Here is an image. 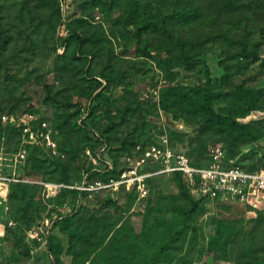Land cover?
Here are the masks:
<instances>
[{
	"label": "rangeland",
	"instance_id": "374dc122",
	"mask_svg": "<svg viewBox=\"0 0 264 264\" xmlns=\"http://www.w3.org/2000/svg\"><path fill=\"white\" fill-rule=\"evenodd\" d=\"M128 1L0 0V151L9 157L3 161L14 165L20 149L15 150L14 127L19 130L23 119L33 114L35 123L49 121L57 141L56 150L44 143L27 146L26 169L35 180L60 178V160L77 182L87 176L102 179L110 165L118 171L137 165L150 169L157 164L139 165V160L153 146L184 149L203 161L221 154L227 162L257 163L264 170V136L234 148L218 131L199 134L202 114L162 107L166 87H204L209 76L221 79L230 71L228 82L217 89L240 91L243 85L248 103L262 105L237 119L246 123L264 118V0H137V22L130 17ZM164 17L176 39L161 24ZM147 19L150 27L140 37L138 27ZM226 104L220 101L215 107ZM129 105L137 109L120 118ZM113 117L117 122L112 128ZM60 119L77 124L73 152L65 147ZM189 188L194 198L200 197ZM11 192V187L0 186V264H19L33 254L42 261L41 252H33L42 244L48 246L50 233L60 236L68 248L69 235L55 222L70 213H108L116 230L106 242L115 245L147 234L153 242L168 240L183 227L191 208L174 174L150 177L143 193L126 188L114 195L88 192L69 196L62 205L51 202L55 194L39 187L29 206L36 215L30 228L35 227L39 236L30 237L24 225L17 238L7 230L15 227L11 219L23 221L25 202ZM201 206L190 220L193 229L177 240L160 264H234L212 259L208 245L218 220L249 225L264 210V193L253 202L203 198ZM45 218L51 222L41 223ZM63 259L71 263L72 255L65 252Z\"/></svg>",
	"mask_w": 264,
	"mask_h": 264
},
{
	"label": "trees",
	"instance_id": "16d2710c",
	"mask_svg": "<svg viewBox=\"0 0 264 264\" xmlns=\"http://www.w3.org/2000/svg\"><path fill=\"white\" fill-rule=\"evenodd\" d=\"M128 4L130 17L133 22H137L141 17L139 1L130 0ZM150 22L151 20L147 19L138 27L137 33L140 37H142L145 30L150 27ZM161 24L169 31L171 38L176 39V36L172 34L167 25V18L164 17L161 20ZM182 51L185 53L183 49ZM181 58H183L182 53ZM230 77V71H226L221 79L209 76L208 83L204 87H190L185 85H172L166 87L162 93V107L175 113L181 110L186 114H202L204 119L201 123L199 134L202 135L207 131L213 130L218 131L223 135V140L231 147L235 148L243 144L254 142L264 136V118L242 123L237 117L247 113L253 108H262V105L257 103L252 105V103H248L242 91L243 85L240 86L242 87L240 91H237L236 88L218 90V85L225 84ZM220 101H225L227 104L217 109L215 104ZM177 106H179L178 110ZM136 109V106H127L120 115V118H126L129 110L135 111ZM111 120V126L113 128L117 121L114 117ZM58 127L65 136V142L67 144L65 147L73 152L76 130H78L77 124L72 123L68 119H60ZM14 130L18 136L15 150H18L22 143L23 133L21 129L18 130L16 127H14ZM6 138L9 144L13 136L10 134ZM35 146L39 147L41 145L36 144ZM179 150L185 151L195 164L205 165L211 162V160L203 161L202 157L196 156L195 158L187 150ZM201 154H203V152H198V155ZM27 158L28 157H26L22 163L19 172L24 177L34 179L30 175V171L26 169V163L30 160ZM234 162L250 170L258 169L257 163L247 166L236 161ZM57 165L60 167L62 176L58 179L46 180L66 183L77 182L71 179L67 165L63 161H57ZM122 170L123 169H120L118 171L117 167L114 165L111 169L107 167L102 179L117 177ZM89 177L91 178L92 176ZM174 177L180 181L181 191L184 197L190 202L191 208L185 213V223L183 227L177 229L171 238L153 242L148 234L144 238L137 235L133 237V240L127 242L122 240L123 242L121 241V243L119 240L115 245L113 242V245H111L109 241L106 242V238L113 230H116L114 229L116 224L115 221L109 219L108 213H95L91 214L89 217L87 216L88 213L79 216L77 213L80 211H77L76 213L64 215L55 222V225L59 227L60 231L69 235L70 245L68 248H65L60 236L55 233H50L48 235V250L51 254L50 264H160L165 256L171 255L172 248L176 246L177 240L185 238L190 230L193 229L190 220L197 211L202 209L201 203L203 197L197 199L193 197L191 192L187 189L188 185L181 172H175ZM9 187L12 188L11 195L13 198L22 199L25 202V206L22 205L25 208L23 221L19 222L14 219L16 221L15 227L13 228L11 226V228L7 230L10 234H13L14 237L20 238L19 231L24 228V225L26 229H29L33 225L32 222H34L36 215L34 211L30 210L29 206L36 200L39 187L44 186L34 182H13ZM88 192L91 191L67 187L63 188L60 193L51 197L50 201L62 205L69 196L77 198L79 195ZM85 216L86 219H84ZM115 234L120 233L116 231ZM29 244V242H25L24 246L29 249ZM208 247L213 251V260H228L233 261L234 264H264V210H261L257 216L252 219L249 225L241 220L219 219L217 228L215 229V238L210 241ZM65 252L72 255L71 263L63 259V254ZM92 253L95 254L90 260ZM98 257L100 258L98 259ZM88 261L90 262L88 263Z\"/></svg>",
	"mask_w": 264,
	"mask_h": 264
},
{
	"label": "built area",
	"instance_id": "2783aa9c",
	"mask_svg": "<svg viewBox=\"0 0 264 264\" xmlns=\"http://www.w3.org/2000/svg\"><path fill=\"white\" fill-rule=\"evenodd\" d=\"M63 27L59 30L61 32ZM35 117L30 114L20 123L23 139L17 153L14 165L5 163L3 151H0V186H10L13 182H34L42 184L46 191L51 194H58L63 188L72 187L86 191H108L115 194L117 191L126 189H136L138 192H146L148 179L155 175L174 174L181 172L187 185L196 191L200 197L205 199H234L244 202H253L259 199L264 193V170H250L237 164L234 161H225L221 154H216L215 159L205 165L195 164L190 156L183 150L172 146L160 148L153 146L144 151L139 165L155 163L150 169L139 166L130 169H123L119 176L109 179H89L86 177L82 182L66 183L53 180H35L24 177L20 174L19 163H23L27 157V146L34 143H44L56 150L57 141L53 134V128L47 119L35 123ZM99 135V133H97ZM90 152V150H88ZM12 159V158H11ZM14 166V168H11ZM113 168L110 165L109 169ZM49 224L48 218L41 223ZM11 225L16 221L11 219ZM29 236H39L38 230L33 227L29 229Z\"/></svg>",
	"mask_w": 264,
	"mask_h": 264
},
{
	"label": "crops",
	"instance_id": "0c3cea01",
	"mask_svg": "<svg viewBox=\"0 0 264 264\" xmlns=\"http://www.w3.org/2000/svg\"><path fill=\"white\" fill-rule=\"evenodd\" d=\"M36 252H41V255L43 257V260L42 261H37L33 255L32 257H29L28 260L22 262V263H19V264H50L51 263V254L48 250V246L42 244V246H40L38 249H36L35 252L33 253H36Z\"/></svg>",
	"mask_w": 264,
	"mask_h": 264
}]
</instances>
